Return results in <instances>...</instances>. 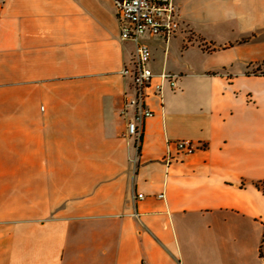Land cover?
Listing matches in <instances>:
<instances>
[{
  "label": "crops",
  "instance_id": "1",
  "mask_svg": "<svg viewBox=\"0 0 264 264\" xmlns=\"http://www.w3.org/2000/svg\"><path fill=\"white\" fill-rule=\"evenodd\" d=\"M174 4L173 40L143 42L154 73L180 75L177 89L165 87L162 100L148 89L151 117L133 165L120 111L134 46L120 41L111 2L5 0L0 264H262L264 111L257 116L237 78L183 81L167 52L188 43L185 31L215 52L250 50L264 36V0ZM183 141L192 155L177 152Z\"/></svg>",
  "mask_w": 264,
  "mask_h": 264
},
{
  "label": "built area",
  "instance_id": "2",
  "mask_svg": "<svg viewBox=\"0 0 264 264\" xmlns=\"http://www.w3.org/2000/svg\"><path fill=\"white\" fill-rule=\"evenodd\" d=\"M112 4L119 28L121 42H130L134 46V53L129 66L122 70V76L130 81V89L123 97L120 117L125 122V139L130 142L135 152L132 158L136 164L139 154L145 122L151 117V112L145 105L146 93L154 85L157 96L162 100L165 87L170 91L177 89L179 75L167 71L154 73L149 64L152 55L149 46L143 42L144 37L158 38L165 46L175 37L180 29L176 18L174 0H109ZM5 0H0V14ZM156 81V84L153 82ZM178 153L192 155L195 148L188 141L175 144ZM169 152L165 157L169 165ZM137 200L143 196L138 195Z\"/></svg>",
  "mask_w": 264,
  "mask_h": 264
},
{
  "label": "rangeland",
  "instance_id": "3",
  "mask_svg": "<svg viewBox=\"0 0 264 264\" xmlns=\"http://www.w3.org/2000/svg\"><path fill=\"white\" fill-rule=\"evenodd\" d=\"M198 31L200 34L204 33L207 35V31ZM185 33L187 34L186 41L188 43H184L183 50L178 41L174 47L171 45L170 50L168 49L167 52L169 64L177 69H181L180 73L183 74L182 80L188 81L193 80L192 78L198 79L204 76L208 78L220 76L231 79L237 78L234 81L236 89L240 92L248 91V97L257 105V116H260V113L264 111V36L254 39L250 50L215 52L216 50L212 48L213 45L204 43L201 40H195L191 31H185ZM249 40L244 39L242 43H246ZM232 41L234 40L232 39ZM215 42L216 46L221 45L219 40H215ZM194 46L200 49V51L194 49ZM159 47L161 48H159L157 54L154 53L155 56L153 55V59L156 60L158 65L161 64L164 57L163 46ZM188 47L193 49L186 51ZM238 58L241 63L249 62L250 60H256L257 62L249 67L234 65L232 69L227 68ZM221 69H225V71H220ZM238 75H243V77L238 78ZM199 82L201 81L199 80ZM202 83L205 85V89H207L208 82L203 81ZM187 95L189 97L195 96L194 90H192V93L188 92ZM260 256L262 264H264V246L260 247L256 258Z\"/></svg>",
  "mask_w": 264,
  "mask_h": 264
},
{
  "label": "trees",
  "instance_id": "4",
  "mask_svg": "<svg viewBox=\"0 0 264 264\" xmlns=\"http://www.w3.org/2000/svg\"><path fill=\"white\" fill-rule=\"evenodd\" d=\"M255 187H256V189L262 190V192L264 194V187H260L258 184H256ZM262 246H264V238H263V241H262ZM260 254H261V252H260ZM260 258H261V256H260Z\"/></svg>",
  "mask_w": 264,
  "mask_h": 264
}]
</instances>
